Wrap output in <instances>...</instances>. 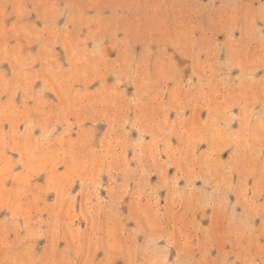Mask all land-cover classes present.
<instances>
[{"label":"rangeland","instance_id":"1","mask_svg":"<svg viewBox=\"0 0 264 264\" xmlns=\"http://www.w3.org/2000/svg\"><path fill=\"white\" fill-rule=\"evenodd\" d=\"M0 264H264V0H0Z\"/></svg>","mask_w":264,"mask_h":264}]
</instances>
